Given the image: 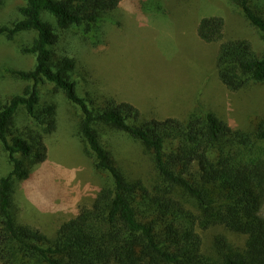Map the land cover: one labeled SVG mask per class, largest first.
Instances as JSON below:
<instances>
[{"label": "trees", "instance_id": "trees-1", "mask_svg": "<svg viewBox=\"0 0 264 264\" xmlns=\"http://www.w3.org/2000/svg\"><path fill=\"white\" fill-rule=\"evenodd\" d=\"M121 1L23 0L19 18L0 26V36L8 40L25 31L35 32L31 44L22 49L33 55V67L13 71L28 84L0 107V143L11 164L0 178V262L264 264V119L251 131L231 127L210 110L185 119H144L130 102L78 93L72 78L75 60L59 52L62 36L71 27L83 25V34L90 38L102 15L114 12ZM234 2L264 33V16L247 0ZM223 27L222 17H202L197 35L206 43L218 42ZM215 68L230 91L264 81V55L258 56L246 39L221 41ZM42 81L52 83L79 109L78 132L94 168L107 173L110 180L89 206H81L52 237L17 223L10 211L13 181L27 178L31 169L47 159L44 137L57 128L55 105L40 103L37 85ZM20 107L37 128L8 139L9 124ZM106 130L126 134L141 146L157 175L156 184L148 186L131 177L118 162L110 139L103 136ZM210 227L243 235L245 244L235 247L218 234L211 257L198 232Z\"/></svg>", "mask_w": 264, "mask_h": 264}, {"label": "rangeland", "instance_id": "rangeland-1", "mask_svg": "<svg viewBox=\"0 0 264 264\" xmlns=\"http://www.w3.org/2000/svg\"><path fill=\"white\" fill-rule=\"evenodd\" d=\"M247 1L264 16V0ZM22 4L23 0H3L0 26L13 24ZM207 16L224 19L223 37L218 42L206 43L197 35L199 20ZM44 19L54 21L48 15ZM83 28L71 27L58 47L60 53L75 60L72 78L81 96L91 93L88 97L129 101L144 119H185L210 110L231 127L246 131L264 119V81L230 91L216 72L221 41L246 39L258 56L264 55V33L245 18L234 0H122L114 12L102 15L90 38ZM34 37V31L19 33L12 40L0 36V107L28 84L13 71L33 67V55L22 49ZM37 87L40 103L56 107L57 128L44 137L47 159L31 169L27 178L13 181L10 211L17 223L52 237L81 206H89L110 180L107 173L94 168L93 157L78 132L79 109L52 83L42 81ZM34 128L37 124L20 107L9 124L8 139L26 136ZM103 136L110 139L118 162L132 178L138 177L148 186L156 184L152 163L135 140L109 130ZM10 170L0 143V178ZM198 232L211 257L215 256L213 238L218 234L235 247L246 240L223 227L198 228Z\"/></svg>", "mask_w": 264, "mask_h": 264}, {"label": "crops", "instance_id": "crops-1", "mask_svg": "<svg viewBox=\"0 0 264 264\" xmlns=\"http://www.w3.org/2000/svg\"><path fill=\"white\" fill-rule=\"evenodd\" d=\"M126 102H129V101H126Z\"/></svg>", "mask_w": 264, "mask_h": 264}]
</instances>
